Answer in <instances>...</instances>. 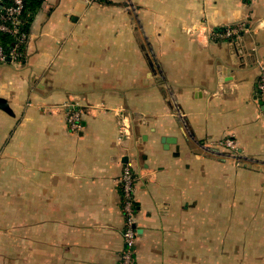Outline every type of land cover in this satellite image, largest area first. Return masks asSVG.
<instances>
[{"label":"crops","instance_id":"1","mask_svg":"<svg viewBox=\"0 0 264 264\" xmlns=\"http://www.w3.org/2000/svg\"><path fill=\"white\" fill-rule=\"evenodd\" d=\"M23 25L0 63V264H120L125 165L135 264H264V0H26Z\"/></svg>","mask_w":264,"mask_h":264},{"label":"built area","instance_id":"2","mask_svg":"<svg viewBox=\"0 0 264 264\" xmlns=\"http://www.w3.org/2000/svg\"><path fill=\"white\" fill-rule=\"evenodd\" d=\"M109 2L112 0H95ZM253 2L256 0H245ZM26 7V0H7L6 6L0 11V35H8L12 38V44L9 50H5L0 45V63H20L23 60V48L27 42L28 35L23 28V16ZM245 31L244 25H236L224 28L218 35L223 40H233L238 38ZM258 94L260 100L264 104V65H261V72L258 81ZM67 122L72 131H80L82 129L81 112L75 108L67 111ZM216 146L228 149L229 157L237 165L243 162V155L238 151L235 140L228 137L223 141L217 142ZM122 211L125 217V229L123 233L126 248L123 250L120 258V264H135V250L133 248L136 240L135 228V177L129 165L123 167L121 177L119 179Z\"/></svg>","mask_w":264,"mask_h":264},{"label":"trees","instance_id":"3","mask_svg":"<svg viewBox=\"0 0 264 264\" xmlns=\"http://www.w3.org/2000/svg\"><path fill=\"white\" fill-rule=\"evenodd\" d=\"M12 42L13 41H12V38L10 36H8V35H0V45L3 46L5 48V50H7V51L9 50V48L11 47Z\"/></svg>","mask_w":264,"mask_h":264},{"label":"water","instance_id":"4","mask_svg":"<svg viewBox=\"0 0 264 264\" xmlns=\"http://www.w3.org/2000/svg\"><path fill=\"white\" fill-rule=\"evenodd\" d=\"M0 110L5 111L7 113H11V110H10L7 102L4 99H1V98H0Z\"/></svg>","mask_w":264,"mask_h":264}]
</instances>
